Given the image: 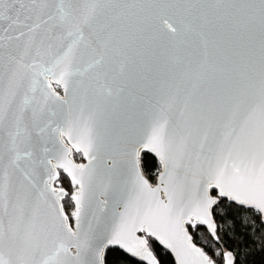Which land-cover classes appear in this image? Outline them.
I'll return each mask as SVG.
<instances>
[{"label": "snow or ice", "instance_id": "6c2138e0", "mask_svg": "<svg viewBox=\"0 0 264 264\" xmlns=\"http://www.w3.org/2000/svg\"><path fill=\"white\" fill-rule=\"evenodd\" d=\"M237 205L264 227V0H0V264H241L190 231Z\"/></svg>", "mask_w": 264, "mask_h": 264}, {"label": "trees", "instance_id": "16d2710c", "mask_svg": "<svg viewBox=\"0 0 264 264\" xmlns=\"http://www.w3.org/2000/svg\"><path fill=\"white\" fill-rule=\"evenodd\" d=\"M80 157L79 154H74L75 160ZM141 167L144 175L153 181L160 166L154 156L148 152H143L141 154ZM62 181V186L67 189L69 187L68 179L62 176ZM250 220L251 217L248 212L243 210L241 206H235L232 210L225 211L222 218H217V234L221 239L219 242L214 240L212 242L220 251L232 250L234 254L238 253L241 264H264V246L259 239L260 235L264 234V227H261L258 221H252V227H249L245 221ZM203 230L204 228L201 226H198L196 230H190L195 233L194 242H197V237ZM197 246L203 247L210 256H213L211 250L204 246L200 237ZM153 250L161 264H175L171 255L158 244L154 245ZM213 258L219 261L218 256H213ZM135 262L136 259L128 257L127 264H135Z\"/></svg>", "mask_w": 264, "mask_h": 264}, {"label": "water", "instance_id": "95a60500", "mask_svg": "<svg viewBox=\"0 0 264 264\" xmlns=\"http://www.w3.org/2000/svg\"><path fill=\"white\" fill-rule=\"evenodd\" d=\"M162 70H163V66L160 65L158 61L152 59L150 52L145 51L142 57H137V66L125 81V83L127 84L128 91L125 93L123 97H120L119 99L114 101V103L117 105L115 115L122 118L125 111L132 110L133 108L141 107L143 104V97L147 92H150L153 81L156 78L157 71H162ZM61 94H63L62 90H61ZM150 154L155 157L156 161L159 163L160 166V169L158 170L155 176L154 182H151L155 184L156 177L158 176L162 166L160 164L159 157H157L154 153H150ZM82 160L83 161L80 163L87 162L83 157ZM140 170L142 171L141 157H140ZM160 247L163 248V246ZM163 249L171 255L172 259L174 260V263L176 264L174 254L171 253L170 250H167L165 248Z\"/></svg>", "mask_w": 264, "mask_h": 264}, {"label": "rangeland", "instance_id": "374dc122", "mask_svg": "<svg viewBox=\"0 0 264 264\" xmlns=\"http://www.w3.org/2000/svg\"><path fill=\"white\" fill-rule=\"evenodd\" d=\"M82 161H83V160H82V156H81L80 158H76V162L80 163V162H82ZM66 179H67V178H66ZM154 179H155V177H154ZM205 233H206V230L204 229L203 231L200 232V236H199V237L201 238L202 243L204 244V246L208 247V248L211 250V252L213 253L212 255L215 256V253H216L217 251H220V250L216 247V245H214L213 242H211V244L209 245V244L203 239Z\"/></svg>", "mask_w": 264, "mask_h": 264}, {"label": "bare ground", "instance_id": "6f19581e", "mask_svg": "<svg viewBox=\"0 0 264 264\" xmlns=\"http://www.w3.org/2000/svg\"><path fill=\"white\" fill-rule=\"evenodd\" d=\"M159 169H160V167H159ZM150 182H154V180L153 181H150Z\"/></svg>", "mask_w": 264, "mask_h": 264}]
</instances>
